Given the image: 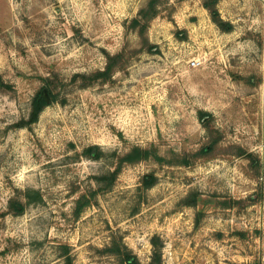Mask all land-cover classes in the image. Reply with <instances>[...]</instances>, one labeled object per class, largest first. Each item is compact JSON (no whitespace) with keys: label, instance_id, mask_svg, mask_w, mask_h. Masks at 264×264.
Wrapping results in <instances>:
<instances>
[{"label":"rangeland","instance_id":"1","mask_svg":"<svg viewBox=\"0 0 264 264\" xmlns=\"http://www.w3.org/2000/svg\"><path fill=\"white\" fill-rule=\"evenodd\" d=\"M144 1L0 0V76L14 87L0 89V264H64L63 246L74 264H128L126 250L150 264L154 236L163 264H264V0H217L228 33L203 0H167L148 32L158 53L111 82L72 84L105 67L104 51L137 44L126 25ZM47 83L57 100L17 126ZM200 110L220 145L183 166L209 142ZM137 146L166 159L126 165L99 191L112 154ZM29 191L42 201L27 204Z\"/></svg>","mask_w":264,"mask_h":264},{"label":"trees","instance_id":"2","mask_svg":"<svg viewBox=\"0 0 264 264\" xmlns=\"http://www.w3.org/2000/svg\"><path fill=\"white\" fill-rule=\"evenodd\" d=\"M165 1L167 0H145L137 15L127 23V32L134 33L138 38V42L136 45L127 42L122 51L115 54H111L107 51H104L106 64L103 69L97 70L89 74L76 73L72 76L70 82L72 84H76L81 89L90 88L96 84H105L107 82L113 81L116 73L126 71L129 66L135 61L134 59L140 53H158L159 47L158 45L150 41L148 32L151 22L159 16L161 12V6L164 5ZM203 7L209 12L213 23L218 27L220 31L228 33L233 30V24L229 21H225L224 19H222L218 10L217 0H203ZM0 89L13 91L14 87L12 85L5 84L0 76ZM45 90L48 93L49 102H47ZM56 100L57 97L53 92L51 84L47 83L34 95L31 102V111L29 119L19 123L17 126L28 127L36 123L42 111L46 107H48L49 104L55 102ZM198 113L200 121L207 131L209 142L206 146H203L196 153L186 154V156L180 158L179 164L183 166L192 165L194 161L198 158L210 157L214 155L216 150L218 149V146L220 145L219 143L221 140V134L217 130H213L212 128V123L214 120L213 115L204 110H200ZM95 149L98 148H96V146L89 147L87 148L85 153H92ZM102 155V152L99 151L96 157H101ZM236 155L253 158L252 153H248L242 148H239L236 151ZM112 156L117 157V162L114 171L109 172L108 174L103 176L95 177V180L99 184L103 183V186L99 187V191L109 190L114 185L115 181L118 178V175L126 165L141 162L143 160L149 159L151 156L157 158L160 162H164L166 159L163 156H159L158 154L139 146L132 148L123 155L113 153ZM155 179V176H146L144 181L145 188H152L156 182ZM197 197L198 194L192 192L183 200L184 205L195 207L197 205ZM27 198V204L42 201V196L37 191H29L27 193ZM11 207L17 213H20L23 210V206L21 210L15 202L11 203ZM151 243L153 245V255L150 264H163L159 238L157 236H154L151 240ZM119 254H124L126 262L128 264H138V261L136 259L132 261L133 257L129 250H126L125 252L119 251ZM63 256L65 257L64 264H74V260L73 257L70 255V249L68 246H63Z\"/></svg>","mask_w":264,"mask_h":264},{"label":"water","instance_id":"3","mask_svg":"<svg viewBox=\"0 0 264 264\" xmlns=\"http://www.w3.org/2000/svg\"><path fill=\"white\" fill-rule=\"evenodd\" d=\"M45 96H46L47 102H49V96L46 90H45Z\"/></svg>","mask_w":264,"mask_h":264},{"label":"built area","instance_id":"4","mask_svg":"<svg viewBox=\"0 0 264 264\" xmlns=\"http://www.w3.org/2000/svg\"><path fill=\"white\" fill-rule=\"evenodd\" d=\"M192 64L195 66V65L199 64V62H193Z\"/></svg>","mask_w":264,"mask_h":264}]
</instances>
